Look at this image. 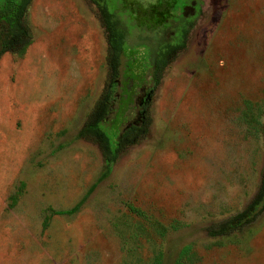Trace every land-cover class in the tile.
<instances>
[{
  "label": "rangeland",
  "instance_id": "rangeland-1",
  "mask_svg": "<svg viewBox=\"0 0 264 264\" xmlns=\"http://www.w3.org/2000/svg\"><path fill=\"white\" fill-rule=\"evenodd\" d=\"M105 1L116 80L98 0H31L33 41L0 58V264H172L186 245L190 264H264V208L210 233L260 185L264 0ZM92 115L112 144L146 131L113 157L80 133Z\"/></svg>",
  "mask_w": 264,
  "mask_h": 264
},
{
  "label": "trees",
  "instance_id": "trees-1",
  "mask_svg": "<svg viewBox=\"0 0 264 264\" xmlns=\"http://www.w3.org/2000/svg\"><path fill=\"white\" fill-rule=\"evenodd\" d=\"M98 1L100 2V18L103 22L107 45L105 59L108 65V76L112 82L121 74L120 64L121 57L125 52L126 33L125 30L119 26L117 20L114 19L112 12L108 8L107 2L105 0ZM30 3L31 0H0V58L7 52L22 57L27 47L33 41V29L28 18ZM187 9L188 7L184 8V14ZM176 49V44H163L158 52V57L152 69L153 83L158 84L161 71L171 56L176 52ZM126 73L131 75L132 71L128 68ZM138 80H141V78H138ZM111 108V103L108 104V102H103V110L110 111ZM100 121L101 118L92 115L89 120L86 121L80 133L93 137L105 148L107 153L111 154L113 157L121 151L124 145L123 142L125 141L123 139L129 140V138L142 135L146 131L145 127L139 128V125L134 123L123 130L121 141L112 144L109 136L99 126ZM254 207H259V209L264 208V166L261 171L259 189L252 203L245 210L225 220L219 228L211 230L210 233L212 235H227L233 231L242 229L243 225L253 220ZM76 208L77 205L68 210V212L71 213L75 211ZM188 248L187 245L184 246L182 250H180L178 258L172 264H190L181 259V257L187 253Z\"/></svg>",
  "mask_w": 264,
  "mask_h": 264
}]
</instances>
